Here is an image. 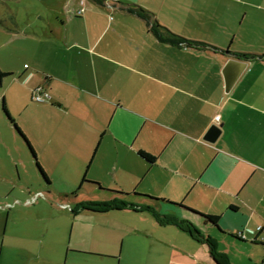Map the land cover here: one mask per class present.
<instances>
[{"label": "crops", "instance_id": "1", "mask_svg": "<svg viewBox=\"0 0 264 264\" xmlns=\"http://www.w3.org/2000/svg\"><path fill=\"white\" fill-rule=\"evenodd\" d=\"M48 23L44 61L6 72L23 88V110H6L45 193L78 208L41 233L8 234V221L0 264H264V0H72ZM156 25L209 47L162 42ZM38 87L50 102L33 101ZM114 200L133 207L84 208Z\"/></svg>", "mask_w": 264, "mask_h": 264}, {"label": "rangeland", "instance_id": "2", "mask_svg": "<svg viewBox=\"0 0 264 264\" xmlns=\"http://www.w3.org/2000/svg\"><path fill=\"white\" fill-rule=\"evenodd\" d=\"M72 0H0V72L4 75L0 84V220L2 235L7 222L8 234L41 233L53 226V221L64 223L66 213H72L78 206L73 197L55 188L48 196L44 191L47 181L37 166L27 142L14 128L4 103L11 102L15 109L23 110V88L10 84L6 72L21 71L30 61H44L45 48L40 44V36L49 27V19L62 4ZM249 21V28L259 33L263 27L262 9L255 10ZM240 27V23H237ZM257 46L258 43L254 42ZM7 97L5 99V95ZM14 127V126H13ZM88 188L78 192V201L87 199ZM71 196V197H70ZM75 197V195H74ZM48 203L49 206L43 203ZM67 211V212H66ZM50 221L52 224H49ZM57 224V223H56ZM66 233H70L68 223ZM61 228L62 226H58ZM63 232V231H62ZM234 253H238L234 249Z\"/></svg>", "mask_w": 264, "mask_h": 264}, {"label": "trees", "instance_id": "3", "mask_svg": "<svg viewBox=\"0 0 264 264\" xmlns=\"http://www.w3.org/2000/svg\"><path fill=\"white\" fill-rule=\"evenodd\" d=\"M131 9V8H130ZM132 10L136 11V12H139L141 14H143L144 16L146 15L147 12L143 11L141 8L139 7H135L133 8ZM147 16V15H146ZM157 27V30H162L164 31V34L165 35H161L159 33H156L157 36L159 37V39L162 41V42H166V43H170V44H173V45H184V46H187V47H190V48H198V49H206L208 48L209 46L204 44V43H200V42H192V41H189L187 39H184L182 37H179L177 35H175L174 33L170 32L169 30L161 27L160 25H156ZM212 48V47H210ZM229 52V51H228ZM240 58V56H239ZM242 58V56H241ZM243 58H248L247 55H243ZM4 76L1 72H0V77ZM4 110L5 112L7 113V110H6V106H5V103H4ZM8 114V113H7ZM9 116V115H8ZM11 123L14 125L15 129L20 133V135L25 139V141L27 142L33 156L35 157L36 159V154H35V151L33 150L32 146L30 145L29 141L27 140V138L25 137V135L22 133V131L20 130V128L17 126V124L14 122V120L11 119V117H9ZM142 156L144 158H147L149 159L151 162L155 160V158L149 154H146L144 152H142ZM37 166L38 168L40 169L41 173L43 174L44 178L46 179L47 182H49V179L46 177L43 169L40 167V165L37 163ZM87 180L86 178L83 179V182L82 184L86 183ZM90 206V207H88ZM133 207V205H126L125 203L123 202H120L118 200H114V201H111L109 203H106V204H92V205H86L84 208L85 209H89V210H92V211H96V212H107V211H110V210H117V209H124V208H131ZM155 216L158 218V215L155 213ZM209 221L213 222L214 224H218L220 218L219 217H215V216H211V217H206ZM180 226L181 229L189 232V233H192V231L186 226H183L184 224L183 223H179L178 224ZM188 228V229H187ZM212 248H213V252H214V246L213 244L211 245ZM213 257H215V255L213 254ZM215 260H216V257H215ZM220 264V263H219Z\"/></svg>", "mask_w": 264, "mask_h": 264}, {"label": "built area", "instance_id": "4", "mask_svg": "<svg viewBox=\"0 0 264 264\" xmlns=\"http://www.w3.org/2000/svg\"><path fill=\"white\" fill-rule=\"evenodd\" d=\"M81 5H84V2H81ZM84 12H85V8L83 7L81 10H79L78 15H82ZM32 99L35 103H38V104L47 103V102H50L52 100L51 95L43 87H38V88H35L33 90ZM215 122L216 123L220 122V116H217L215 118ZM263 229H264V227L262 225H260L256 228V230L254 231V234H255V240L254 241H256V238L259 236V234H261L263 232ZM238 236L243 240L247 239L243 233H239ZM260 242L264 245V238L260 239Z\"/></svg>", "mask_w": 264, "mask_h": 264}, {"label": "water", "instance_id": "5", "mask_svg": "<svg viewBox=\"0 0 264 264\" xmlns=\"http://www.w3.org/2000/svg\"><path fill=\"white\" fill-rule=\"evenodd\" d=\"M0 84H1V77H0ZM221 126L218 125H213L210 130L208 131L205 140L209 141V142H215L217 140V138L220 136L221 134Z\"/></svg>", "mask_w": 264, "mask_h": 264}]
</instances>
